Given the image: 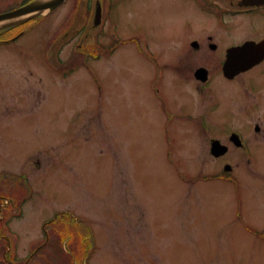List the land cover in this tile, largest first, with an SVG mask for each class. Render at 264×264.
Segmentation results:
<instances>
[{"label": "rangeland", "instance_id": "374dc122", "mask_svg": "<svg viewBox=\"0 0 264 264\" xmlns=\"http://www.w3.org/2000/svg\"><path fill=\"white\" fill-rule=\"evenodd\" d=\"M20 1L0 0V11ZM112 2L118 40H157L162 60L177 58L167 49L187 37L185 24L196 27L194 2ZM77 19L86 31H76ZM92 20L93 2L69 0L0 43V264H264V241L235 220L239 206L250 228L263 225L264 177L250 174L264 173V159L252 170L227 160L241 178L238 195L209 181L225 161L216 164L203 136L194 138L204 94L180 101L181 112H156V68L130 46L118 48L109 70L93 64ZM171 84L168 109L189 93L182 81ZM231 115L213 119L246 131L244 116ZM80 241L86 256L75 253Z\"/></svg>", "mask_w": 264, "mask_h": 264}, {"label": "flooded vegetation", "instance_id": "af4514ba", "mask_svg": "<svg viewBox=\"0 0 264 264\" xmlns=\"http://www.w3.org/2000/svg\"><path fill=\"white\" fill-rule=\"evenodd\" d=\"M82 2L83 0H79ZM86 5L88 2H93V14L100 10V24L94 25L96 31L95 48L97 52L102 48H111L113 41L109 40L104 45L98 39L101 33H104L108 38L116 35L118 29L112 26L111 11L114 6L112 0H84ZM155 1V0H153ZM186 6L187 2H194L196 11V20H193L192 25L194 30L185 24V29L188 35L181 40H171L173 52H176L177 58L175 61L168 59H160L158 55L162 49L159 45L158 51H153L154 44H144V39L141 35L135 37L125 36L128 43L135 49L148 57V54L153 55L151 60L157 68L159 66H168L174 73L181 75L184 82L195 80V70L204 68L208 70V77L205 81L195 80L194 88L205 93L209 102L205 107L196 112H202V118L199 123L192 127L196 131V136H203L204 142L207 144V154L216 163L227 164V160H235L237 164H246L252 166L256 164L264 154V0H183ZM203 13L201 19H197V12ZM132 11H127V17ZM105 17V19H103ZM128 19V18H127ZM82 19H77L78 24H82ZM155 31H157L155 24ZM132 29L127 26L125 31L130 32ZM77 32L86 31L84 25L82 28H76ZM101 31V33H99ZM138 31H141L138 29ZM150 35H158V32H149ZM134 37V36H133ZM131 40V41H130ZM249 46L257 53L252 56L245 55V51L241 50L242 46ZM113 50V48H112ZM104 51V50H103ZM231 51H236L242 54L239 58L244 60L254 59L255 63L248 67L247 70L239 72L232 78H226L222 74V68L226 65L228 54ZM105 52V51H104ZM156 54L154 55L153 53ZM156 56V57H155ZM101 54L95 59L100 62ZM238 59V57H235ZM230 66H244L243 63L229 64ZM160 69V68H159ZM162 70V69H161ZM179 70V71H178ZM215 70H220L222 77L220 80L213 78ZM253 75L252 79L248 78V74ZM183 75V76H182ZM161 75L157 76V87L155 90L162 96ZM156 84V82H155ZM158 112H167L163 102L157 96ZM236 112L232 117L244 116L243 124L247 130L243 131L240 127H229L225 130L227 124L217 125L211 116V112ZM173 111H183L170 110ZM258 114V119L254 122L253 117ZM228 122V121H227ZM253 123V124H252ZM258 125V126H256ZM258 128L257 130L254 128ZM250 128H253L254 134H251ZM217 133V134H216ZM233 133L238 134L241 144L238 146V140L233 138ZM218 139L221 143L226 144L227 150L225 153L214 156L212 153V141ZM232 150L237 152L235 155H230ZM243 150V152H242ZM222 163V162H221ZM253 180L259 179L252 174ZM238 180V179H237ZM260 180V179H259ZM264 182V180H261ZM264 223V221H263Z\"/></svg>", "mask_w": 264, "mask_h": 264}, {"label": "water", "instance_id": "95a60500", "mask_svg": "<svg viewBox=\"0 0 264 264\" xmlns=\"http://www.w3.org/2000/svg\"><path fill=\"white\" fill-rule=\"evenodd\" d=\"M64 0H31L13 10L0 13V30L22 24L40 14L53 11ZM244 68L227 67V72H237Z\"/></svg>", "mask_w": 264, "mask_h": 264}]
</instances>
